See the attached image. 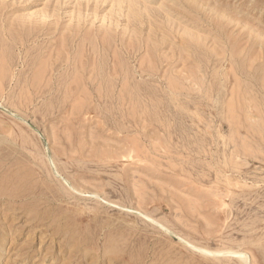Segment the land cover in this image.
Masks as SVG:
<instances>
[{
    "label": "rangeland",
    "instance_id": "1",
    "mask_svg": "<svg viewBox=\"0 0 264 264\" xmlns=\"http://www.w3.org/2000/svg\"><path fill=\"white\" fill-rule=\"evenodd\" d=\"M0 77V264H264V0H0Z\"/></svg>",
    "mask_w": 264,
    "mask_h": 264
},
{
    "label": "bare ground",
    "instance_id": "2",
    "mask_svg": "<svg viewBox=\"0 0 264 264\" xmlns=\"http://www.w3.org/2000/svg\"><path fill=\"white\" fill-rule=\"evenodd\" d=\"M104 35V34H103ZM106 35V34H105ZM106 37H108V35L106 36ZM103 41H104V36L101 38ZM106 39V38H105ZM108 39V38H107ZM101 40V41H102ZM102 41V42H103ZM107 41V40H106ZM108 41H110L109 39H108ZM105 44H107L108 45V42H106ZM77 67V66H76ZM118 67H120V69L118 68ZM78 68V67H77ZM118 70L119 69V73L122 71L121 69H122V67L121 66H117L116 68H114V71H116V70ZM76 70V69H75ZM78 70V73H77V75H79V68L77 69ZM5 72V71H4ZM117 72V73H118ZM76 73V72H75ZM74 73V74H75ZM124 73H127L126 71L124 72ZM40 73H39V71L37 72V76H36V79L38 80L39 79V77H40V75H39ZM93 74V73H92ZM113 74H114V72H113ZM121 74H122V72H121ZM43 75V74H42ZM97 75V74H96ZM100 75V74H99ZM116 75V74H115ZM124 75H126V74H124ZM72 76V75H71ZM114 76V75H113ZM130 75L128 74V76L127 77H129ZM124 78H125V76H123ZM1 78V77H0ZM42 78V77H41ZM91 78V80L92 79H94V78H97L95 75H94V77L92 78V77H90ZM121 78V77H120ZM130 78H131V76H130ZM98 79V78H97ZM1 80V79H0ZM80 80H82V79H79L78 77H76V76H74V77H72V79H71V82L68 84L69 85V88L70 89H67V91H69V90H71L72 89V87L74 86L75 87V89H76V91H72V92H74V94H73V96H72V98H71V91H69V94L70 95H68L67 97H69V98H71V102H73V104H74V106H73V111L71 110V112H72V115L71 116H76L75 118H77V117H79V116H81V115H83L84 113H88L89 112V108H90V106H89V103H101V101H107L108 100V98H107V100H105L104 98V95L101 97V95H99V94H101L100 93V91H96L97 92V94H98V92H99V94L95 97V99L93 98V99H91V101H89L88 99V101L86 100V98H84V95H85V93H84V90H82L83 88L85 89V86L81 89V85H82V82L80 81ZM95 80V79H94ZM99 80V79H98ZM124 80V79H123ZM127 79H125L124 81H126ZM131 80V79H130ZM33 81H35V80H31V82L30 83H32V85H36V84H34L33 83ZM1 82V81H0ZM91 82V81H90ZM126 82H128V81H126ZM130 82V81H129ZM35 83H38V82H35ZM65 83H66V81H65ZM84 83V82H83ZM92 83V82H91ZM93 83H94V81H93ZM92 83V84H93ZM124 82H122L121 84H123ZM131 83H132V81H131ZM90 84V83H89ZM125 84V83H124ZM129 84V83H128ZM128 84H125L124 86H122L123 87V89H122V94L120 93L119 95H121L120 96V98L118 97V100H120V102H121V104L123 103H128L129 104V107L131 108L133 105V107L135 108L136 106H135V104H137L136 103V101H137V99L135 100L134 99V97H137V95L135 94V96L133 95V92L135 93V89L132 91L131 90V88H129L128 87ZM174 84H175V82H174ZM173 84V82H171L170 83V81H169V83L167 84V87H169V88H171L172 90H175L176 88L178 89L179 87V85L176 83L175 85ZM31 85V84H30ZM37 85H39V84H37ZM62 85H64V84H62ZM67 85V84H66ZM67 85V86H68ZM136 85V84H135ZM169 85V86H168ZM67 86H65V87H67ZM100 86V85H99ZM98 86V87H99ZM133 86H134V83H133ZM175 86H177V87H175ZM34 87V86H33ZM135 87V86H134ZM133 88V87H132ZM137 88H139V87H137ZM170 89V90H171ZM98 90V89H97ZM140 90V89H139ZM169 90V89H168ZM169 90V91H170ZM180 90V89H179ZM210 90V89H209ZM65 91V90H64ZM66 91V92H67ZM176 91V90H175ZM174 91V92H175ZM66 92H64V95L66 96L67 94H68V92H67V94H66ZM76 92V93H75ZM102 92H103V90H102ZM121 92V91H120ZM137 92H138V89H137ZM140 92V91H139ZM138 92V93H139ZM173 92V91H172ZM178 92V91H177ZM134 96V97H133ZM104 97V98H103ZM64 98V97H63ZM66 99V98H65ZM64 99V100H65ZM68 99V98H67ZM67 99H66V101H67ZM103 99V100H102ZM70 100V99H69ZM237 100V99H236ZM109 101V100H108ZM215 101V100H214ZM234 101V100H233ZM117 103V102H116ZM119 105H120V103H118ZM122 104V105H123ZM230 104V103H229ZM232 104V103H231ZM115 105V104H114ZM132 105V106H131ZM98 106V105H97ZM128 106V105H127ZM132 107V108H133ZM230 107H232V106H230L229 105V109H230ZM239 107V106H238ZM131 108V109H132ZM134 108H133V110H134ZM228 109V110H229ZM130 110V109H129ZM132 110V111H133ZM131 111V110H130ZM230 111V110H229ZM232 109H231V113H232ZM131 114H132V112H130ZM231 115V114H230ZM132 117V116H131ZM238 117V116H237ZM73 119H74V117H72ZM78 119V118H77ZM232 120V119H231ZM73 121V120H72ZM135 145V144H134ZM134 145H133V147H134ZM131 146H132V144H131ZM127 148V147H126ZM136 148V147H135ZM127 150H128V148H127ZM127 150H125V149H122V150H119V151H117V152H115V153H113V152H108L109 154H110V156L109 157H111L112 159H118V158H124V156H125V154L128 152ZM136 151H138L137 149H136ZM139 153V152H138ZM175 168V167H174ZM226 177V176H225ZM4 182H7L6 180L4 181ZM5 196H9V195H5ZM161 226V225H160ZM200 250V249H199ZM201 252H206L207 253V255H209L208 254V252L207 251H201ZM227 252V251H226ZM225 252V253H226ZM214 253V252H213ZM227 253H231V252H227ZM233 254H234V252H232ZM231 253V254H232ZM215 255H216V252L214 253ZM232 254V255H233ZM239 254V253H238ZM224 255V254H223ZM235 255V254H234ZM248 258V257H247ZM243 261V260H242ZM248 263V262H247Z\"/></svg>",
    "mask_w": 264,
    "mask_h": 264
}]
</instances>
